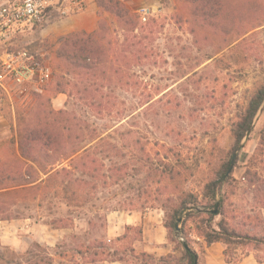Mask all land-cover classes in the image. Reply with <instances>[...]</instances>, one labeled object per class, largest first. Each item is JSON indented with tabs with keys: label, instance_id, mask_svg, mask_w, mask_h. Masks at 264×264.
Instances as JSON below:
<instances>
[{
	"label": "rangeland",
	"instance_id": "1",
	"mask_svg": "<svg viewBox=\"0 0 264 264\" xmlns=\"http://www.w3.org/2000/svg\"><path fill=\"white\" fill-rule=\"evenodd\" d=\"M120 1L130 10V23L99 11L105 25L97 33L98 59L92 62L91 53L85 60L88 69L62 72L63 60L56 57L62 41L41 37V25L0 44V52L28 48L41 54L54 75L41 94L11 103L0 92V155L13 145L21 112L24 124L33 126L51 111L47 121L64 145L86 148L70 162L60 160L70 172L57 175L48 188L0 196V220L15 225L12 233L0 232V264L153 261L130 240L112 236L109 220L122 212H161L168 240L180 252L182 244L202 251L205 232L217 230L218 222L239 233L246 229L249 183L256 172L264 173V97L236 154L240 165L253 154V177L249 170L243 183L229 180L221 188L216 199H224L222 209L211 206L205 185L232 157L236 125L264 89V0H209L213 13L204 17L192 14L197 5L185 0ZM140 6L150 11L145 22L136 13ZM58 83L63 92L56 91ZM26 164L36 171L34 163ZM257 185L264 187V179ZM24 219L38 224L45 237L54 227L62 237L54 247L32 242L20 251L5 241L20 239ZM254 221L264 238V227ZM250 244L264 251V244ZM183 257L169 254L163 262L179 264Z\"/></svg>",
	"mask_w": 264,
	"mask_h": 264
},
{
	"label": "trees",
	"instance_id": "2",
	"mask_svg": "<svg viewBox=\"0 0 264 264\" xmlns=\"http://www.w3.org/2000/svg\"><path fill=\"white\" fill-rule=\"evenodd\" d=\"M185 1L197 5L192 8V14L195 15V12H197L200 13L201 16L203 15V17L212 16L213 10L210 11L209 9L213 6L208 4L210 2L209 0H201L199 4L197 3V0ZM96 2L100 12L104 11L107 14L113 15L117 22L119 21L123 25L130 23L128 17L130 10L122 1L96 0ZM56 18H58V16L52 14L50 20ZM104 25L105 24L100 21L97 27L98 30L96 29L91 33L74 32L60 37L62 42L61 47L57 51L56 57L63 60V64L59 65L62 72L68 74L74 67H81L84 69L91 67V63H85V60L91 57V53H94L92 62L98 59L97 33L101 31L99 29ZM53 77L54 75H52V79ZM65 84H69V82L66 81ZM59 87H61L60 83L57 84L56 91L63 92L64 88ZM33 94L37 95L38 93ZM263 97L264 89H260L248 102V105L244 113L241 115L240 121L236 125L234 131L235 145L244 135ZM51 114V111H48V114L46 115L43 114L40 119H38V122L32 126L24 124L25 119L23 118H25V116L23 112H21L20 119L22 120V123L18 124V127L20 128L17 131L16 138L13 139L12 136L13 140H11V144L13 145L10 148H6V150L4 149L5 152L8 151L6 156L0 155V196L16 193L19 190L34 189L40 191L43 190V188H48L57 175L70 172L65 166H59L61 164L60 160L62 159L70 162L80 150L85 151L86 148L84 149L82 146L75 148L72 147V149L69 150L68 146H66V144L64 145V138L60 139L59 133L52 130L49 126L47 117ZM21 125L23 126L21 127ZM14 143L17 144V149L14 148ZM2 147H4V145L1 146V149ZM27 160L37 166V169H35L37 173L36 171L34 172V168H32L31 165H29L28 168L26 167ZM230 160L231 157L226 161L221 162L218 169L215 171L214 178L207 181L205 185V188L207 189L205 197L208 198V201L212 202L211 206L213 207H224V199H216V194H219L221 188L231 180L230 172L227 173L231 163ZM39 173H41V176H39ZM42 175L45 177H42ZM217 213L219 214L221 212L218 210ZM176 219L177 218L174 215L170 217L169 226L171 228L175 227ZM165 227L168 228V225H165ZM132 230L138 232L137 228H132ZM204 239L206 244H210L214 241H223L227 244L239 242H263L260 238L237 234L220 222L217 224V230L210 229L205 232ZM182 245L184 256L186 258L185 264H196L195 252L191 251L189 246L185 244Z\"/></svg>",
	"mask_w": 264,
	"mask_h": 264
},
{
	"label": "crops",
	"instance_id": "3",
	"mask_svg": "<svg viewBox=\"0 0 264 264\" xmlns=\"http://www.w3.org/2000/svg\"><path fill=\"white\" fill-rule=\"evenodd\" d=\"M5 1L6 0H0V5ZM83 1L84 8L82 10L64 17H58L54 20L51 19L41 25L38 28V30H40V36L48 40H56L70 33H91L96 30L100 21L97 2L96 0ZM3 144L4 141L0 140V146ZM252 157L253 154L248 155L245 160L241 162V165L239 164L240 157H235L236 164L233 166V170L230 171L231 180L234 183H236V181H245V176L248 175L247 173L249 170L252 174L253 167L249 163ZM246 159H248V165ZM262 159L260 161L263 162L264 157ZM238 169H241V171H237ZM252 179V182H248L251 196L247 198L248 203H244V208L248 211L247 219L249 222L245 225L246 229L240 231L241 234L236 232V230L233 231L240 235L260 238L263 240L260 244H264L263 235L257 230V224L254 223L255 218L259 219V224L264 227V187L257 185L259 180L262 181V179H264V173L260 171L256 172ZM233 194L232 192L230 197H232ZM18 225H20V230L22 231L20 239L8 238L5 243L18 248L20 251L27 249L32 242L54 247L58 239L62 237L58 230L54 228L51 230L52 232H50L49 237L46 236L48 237L46 238L40 233L38 224L31 223L28 219L20 221ZM12 227L15 228L14 223H6L0 220V232H11V229H13ZM132 228L138 229L137 236H133L134 231ZM108 229L112 233V236L115 237L116 242L128 239L132 242L131 247L138 254L153 260L147 261L146 259L142 264H165L163 260L169 254L178 253L180 256L184 255V252H180L179 249L168 240V230L163 223L161 212H158L156 209L122 212L109 220ZM108 239L111 241L110 237ZM230 244L232 245L228 248ZM230 244L223 241H214L210 244L204 243L202 251H198L196 247L189 249L196 254V264H264V251L258 246L251 245L250 242ZM185 262L186 258L184 256L182 262L179 264H185ZM105 264L125 263L116 258L106 261Z\"/></svg>",
	"mask_w": 264,
	"mask_h": 264
},
{
	"label": "built area",
	"instance_id": "4",
	"mask_svg": "<svg viewBox=\"0 0 264 264\" xmlns=\"http://www.w3.org/2000/svg\"><path fill=\"white\" fill-rule=\"evenodd\" d=\"M83 8V0H6L0 5V44L50 21L52 14L64 17ZM136 13L145 22L150 11L140 6ZM51 79L52 69L41 54L28 48L0 52V92L11 103L29 93H43Z\"/></svg>",
	"mask_w": 264,
	"mask_h": 264
},
{
	"label": "water",
	"instance_id": "5",
	"mask_svg": "<svg viewBox=\"0 0 264 264\" xmlns=\"http://www.w3.org/2000/svg\"><path fill=\"white\" fill-rule=\"evenodd\" d=\"M261 106H262V103L260 104V106H258V108H257V110H256V112H255V115L253 116V118H252V120H251V122H250V124H249V126H248V128H247V130H246L245 133H244V136L240 139V141H239L238 144L236 145V148H235V150H234V152H233V154H232V157H231V163H230V166H229V169H228L227 173H229V172L231 171V168H232V165H233V161L235 160L236 154H237L238 150L240 149V147L242 146L245 137H246L247 134L249 133V130H250L252 124H253V121H254L255 117H256L257 114L259 113V111H260V109H261ZM212 212H213V213H216V209L212 210Z\"/></svg>",
	"mask_w": 264,
	"mask_h": 264
}]
</instances>
